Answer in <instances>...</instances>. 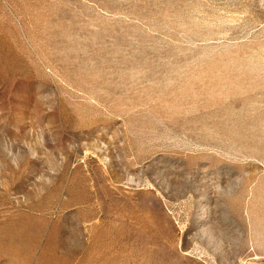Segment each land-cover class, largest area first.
I'll list each match as a JSON object with an SVG mask.
<instances>
[{"label": "rangeland", "instance_id": "1", "mask_svg": "<svg viewBox=\"0 0 264 264\" xmlns=\"http://www.w3.org/2000/svg\"><path fill=\"white\" fill-rule=\"evenodd\" d=\"M0 264H264V0H0Z\"/></svg>", "mask_w": 264, "mask_h": 264}]
</instances>
